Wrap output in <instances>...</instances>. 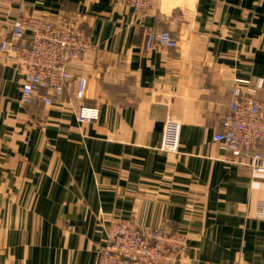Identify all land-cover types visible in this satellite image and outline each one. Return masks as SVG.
Masks as SVG:
<instances>
[{
    "label": "crops",
    "instance_id": "0c3cea01",
    "mask_svg": "<svg viewBox=\"0 0 264 264\" xmlns=\"http://www.w3.org/2000/svg\"><path fill=\"white\" fill-rule=\"evenodd\" d=\"M19 17L84 30L89 48L53 106L21 105L23 75L0 57V264H96L113 221L186 232L183 264H264V174L212 141L237 82L264 73V0H157L147 15L0 0V41ZM150 31L177 49L146 52ZM82 107L98 119L78 123ZM168 119L175 154L159 149Z\"/></svg>",
    "mask_w": 264,
    "mask_h": 264
},
{
    "label": "built area",
    "instance_id": "2783aa9c",
    "mask_svg": "<svg viewBox=\"0 0 264 264\" xmlns=\"http://www.w3.org/2000/svg\"><path fill=\"white\" fill-rule=\"evenodd\" d=\"M157 0H113L115 5L149 14ZM155 45L176 50L178 43L168 32L146 34L145 51ZM89 48V35L76 27H62L44 19L19 17L11 23L8 40L0 41V57L4 56L23 75L19 102L30 105L36 101L44 106L58 104L65 87L71 82L69 66L78 61ZM76 98L82 99L87 80L77 78ZM234 100L221 121V131L213 143L228 151L238 165L252 173L264 174V101L256 97L264 91V73L254 86L238 81ZM98 109L82 107L76 113L80 124L96 121ZM179 125L166 120L160 151H178ZM243 153H250L249 156ZM188 249V235L166 227L138 225L132 221H113L108 225L106 239L96 264H183Z\"/></svg>",
    "mask_w": 264,
    "mask_h": 264
}]
</instances>
